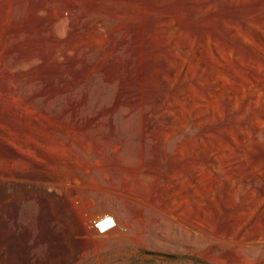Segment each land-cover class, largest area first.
Here are the masks:
<instances>
[{
    "label": "rangeland",
    "instance_id": "rangeland-1",
    "mask_svg": "<svg viewBox=\"0 0 264 264\" xmlns=\"http://www.w3.org/2000/svg\"><path fill=\"white\" fill-rule=\"evenodd\" d=\"M0 264H264V0H0Z\"/></svg>",
    "mask_w": 264,
    "mask_h": 264
},
{
    "label": "built area",
    "instance_id": "built-area-1",
    "mask_svg": "<svg viewBox=\"0 0 264 264\" xmlns=\"http://www.w3.org/2000/svg\"><path fill=\"white\" fill-rule=\"evenodd\" d=\"M107 221H114L113 217L111 216H106L104 219H103V222H107ZM96 225V227L98 228V224L95 222L94 223ZM114 227V226H113ZM112 227V228H113ZM99 229V228H98ZM100 231V230H99Z\"/></svg>",
    "mask_w": 264,
    "mask_h": 264
}]
</instances>
